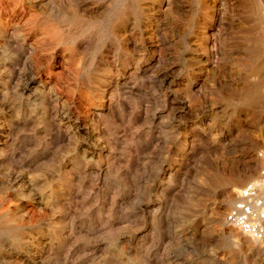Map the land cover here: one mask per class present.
<instances>
[{
  "label": "rangeland",
  "instance_id": "rangeland-1",
  "mask_svg": "<svg viewBox=\"0 0 264 264\" xmlns=\"http://www.w3.org/2000/svg\"><path fill=\"white\" fill-rule=\"evenodd\" d=\"M49 1L105 35L73 51L44 34L50 8L25 25L0 19V214L14 230L0 232V261L264 264L225 234L236 196L217 198L264 167V16L252 1L187 0L177 19L169 0L161 14L159 0H138L120 29L116 0ZM158 14L166 39L153 46ZM250 154L259 164L245 175Z\"/></svg>",
  "mask_w": 264,
  "mask_h": 264
},
{
  "label": "bare ground",
  "instance_id": "bare-ground-1",
  "mask_svg": "<svg viewBox=\"0 0 264 264\" xmlns=\"http://www.w3.org/2000/svg\"><path fill=\"white\" fill-rule=\"evenodd\" d=\"M86 1H102V0H86ZM105 1V0H104ZM118 2H120V5L114 10V13H112V22L113 23V27L115 28H119V27H124L125 25H127V23L129 22V20L132 18L133 13L132 11L134 10H138V6H137V1L138 0H116ZM159 4H158V12L161 14L160 9L162 8V1L159 0ZM252 1V8L254 10V12L256 14H262V16H264V3L261 0H250ZM56 2V1H54ZM72 2H74L76 5H74V7H76L77 9H80V0H72ZM87 2V3H88ZM117 2V3H118ZM175 2H177L178 4H176ZM86 3V4H87ZM186 3L187 0H174V2H172V0H169V5H170V9L172 11V15H174L175 18L178 19V17L180 16L181 13H185V8H186ZM116 5V4H114ZM87 6V5H86ZM50 8L49 12L47 15V18H51L50 21L49 19H47L50 23H45L46 26L44 28V34H46L49 37H53L56 40L59 41H63L72 44V48L71 50L75 51L77 50V48L81 45H85L86 44V35L91 34L94 35L96 38L100 39L103 37L104 34V27L102 25L101 22L96 21L95 24H91L89 23V21L87 20L88 18L85 19L84 15H79V14H72V13H67V14H63L58 8L57 5L55 6L54 3L52 1L47 2V0H0V19L1 21H3L5 23V26H13V25H18L19 24H24L27 23V21H32V19L35 18L36 13H39V15H43V11L45 10V8ZM112 7V6H111ZM71 9V6L69 7ZM165 11V10H164ZM157 12V13H158ZM46 13V12H45ZM91 15V14H90ZM96 15V14H95ZM93 15L92 17L94 18ZM156 15V14H155ZM171 15V14H170ZM45 16V15H44ZM43 16V17H44ZM159 16V14H158ZM161 16V15H160ZM157 18L156 21V28L158 29V31L156 30L149 38L148 41L151 42V44L154 46V44L156 43H161L163 41H165L166 39V33L164 32V29L162 30V28H166V24L164 22V19H161V17ZM91 17V16H90ZM157 17V16H156ZM155 17V18H156ZM165 17V16H164ZM168 17V16H167ZM170 17V16H169ZM181 17V16H180ZM173 18V17H172ZM182 18V17H181ZM167 19V18H166ZM185 19V18H184ZM90 20V19H89ZM97 20V19H96ZM169 20V19H168ZM167 20V21H168ZM183 21V20H182ZM2 22V23H3ZM37 23V21H35ZM170 22V21H169ZM172 22V21H171ZM185 22V21H184ZM168 23V22H167ZM173 23V22H172ZM182 23V22H181ZM38 24V23H37ZM105 24V22H104ZM109 24V22H108ZM174 24V23H173ZM25 25V24H24ZM33 25V24H32ZM180 25V24H179ZM183 25V24H182ZM21 26V25H20ZM35 26V25H34ZM63 26H67L68 28L63 30L62 27ZM172 26V25H171ZM30 27V26H29ZM36 27V26H35ZM106 27V26H105ZM169 27V26H168ZM12 28V27H11ZM14 28V27H13ZM173 28V26H172ZM19 29V28H18ZM36 29V28H35ZM120 29V28H119ZM123 29V28H122ZM167 29V28H166ZM180 29V28H179ZM6 30V27H5ZM17 30V29H16ZM15 30V31H16ZM21 30V29H20ZM114 30V29H113ZM176 30V29H175ZM25 31V30H23ZM28 31V30H27ZM179 31V30H178ZM22 32V31H21ZM180 32V31H179ZM151 33V32H150ZM25 34V33H23ZM41 35V32L39 33ZM10 35V34H9ZM13 35V34H12ZM11 35V36H12ZM110 35V34H109ZM150 35V34H149ZM20 36V35H19ZM39 36V35H38ZM42 36V35H41ZM8 37V36H7ZM105 37V36H104ZM145 37V36H144ZM259 40L264 42V34L259 36ZM21 38V37H20ZM43 38V37H42ZM48 38V37H47ZM88 38V37H87ZM13 39V38H12ZM23 39V38H22ZM27 39V38H26ZM32 39V38H31ZM39 39V38H38ZM34 40V39H33ZM36 40V39H35ZM50 40V39H48ZM4 41V40H3ZM18 41V40H17ZM40 41V40H38ZM52 41V40H51ZM145 41V40H144ZM12 42V41H11ZM24 42V41H23ZM42 42V40L40 41ZM44 42V41H43ZM49 42V41H48ZM48 42H46L48 44ZM15 43V42H14ZM35 43V42H32ZM53 43V42H51ZM148 43V42H147ZM23 44V43H22ZM21 44V45H22ZM38 44V43H37ZM65 44V43H64ZM35 45V44H34ZM42 45V44H41ZM40 45V46H41ZM158 46V45H157ZM28 47V46H27ZM47 47V46H46ZM45 47V48H46ZM68 47V46H67ZM156 47V46H155ZM33 48V47H32ZM43 48V47H42ZM63 48V47H62ZM16 49V48H15ZM61 49V48H60ZM36 50V49H35ZM39 50V49H38ZM43 50V49H42ZM57 50V49H56ZM152 50V49H151ZM155 50V49H153ZM31 51V50H30ZM34 51V49H33ZM54 51V50H53ZM68 51V50H67ZM134 51V50H133ZM41 52V51H40ZM47 52V51H45ZM50 52V51H49ZM81 52V50H80ZM15 53V52H14ZM61 53V52H60ZM64 53V52H63ZM19 54V53H18ZM17 54V55H18ZM40 55V53H38ZM50 54V53H49ZM59 54V53H58ZM74 54V53H73ZM25 55V54H24ZM28 55V53H27ZM53 55V53L51 54ZM57 55V54H55ZM60 55V54H59ZM67 55V54H66ZM70 55V53H69ZM79 55V54H78ZM76 55V56H78ZM151 55V54H150ZM30 56V55H28ZM27 56V57H28ZM33 56H35L33 54ZM30 56V57H33ZM37 56V55H36ZM61 56V55H60ZM59 56V57H60ZM71 56V55H70ZM19 57V56H18ZM26 57V58H27ZM41 57V56H39ZM38 57V58H39ZM52 57V56H51ZM68 57V56H67ZM79 57V56H78ZM77 57V59H78ZM21 58V57H20ZM37 58V57H36ZM63 58V57H62ZM66 58V57H64ZM81 58V56H80ZM24 59V58H23ZM31 59V58H30ZM33 59V58H32ZM41 59V58H40ZM72 59V58H71ZM75 59V58H73ZM21 60V59H20ZM66 60V59H65ZM76 60V59H75ZM80 60V59H79ZM151 60V59H150ZM81 61V60H80ZM34 62V60H33ZM41 63V61H39ZM63 62V61H62ZM79 61H77L78 63ZM71 63V61H70ZM39 64V63H38ZM37 64V65H38ZM62 64V63H61ZM67 64V63H66ZM76 64V63H75ZM40 66V65H39ZM20 67V66H19ZM33 67V65H32ZM37 67V66H36ZM127 69V68H126ZM117 75V73H116ZM52 76V75H51ZM53 78V77H52ZM43 80V79H42ZM193 81V80H192ZM44 82V81H43ZM58 83V81H57ZM4 85V84H3ZM49 86V85H48ZM47 86V87H48ZM44 88V87H43ZM55 88V87H54ZM52 89V88H51ZM49 90V89H48ZM55 90V89H54ZM53 91V90H51ZM2 92V91H1ZM11 94V93H10ZM53 95V94H52ZM56 97V96H55ZM1 100V99H0ZM98 102V101H97ZM103 102V101H102ZM96 103V102H95ZM244 104H249L250 101L246 100L243 102ZM3 105V104H2ZM6 105V104H5ZM97 105V104H95ZM102 105V104H101ZM4 108V107H3ZM10 109V107H9ZM2 111V110H1ZM5 111V110H4ZM90 111V110H89ZM6 112V111H5ZM10 113V112H9ZM4 114V113H3ZM5 115V114H4ZM6 116V115H5ZM10 117V115H9ZM8 117V118H9ZM6 129V128H5ZM5 131V130H4ZM4 133V132H3ZM11 135V134H10ZM6 136V135H5ZM9 137V136H8ZM9 139V138H8ZM1 141V140H0ZM3 141V140H2ZM6 145V144H5ZM1 148V147H0ZM256 148V147H254ZM2 149V148H1ZM6 149V148H5ZM4 149V150H5ZM1 152V151H0ZM6 153V152H5ZM250 159V163L244 162L243 163V172L246 175L249 172V169H251V167L249 166L251 163V165L258 166V161L257 160H253L251 154L249 156ZM251 172V171H250ZM243 175V177L245 176ZM250 175V174H249ZM252 175V174H251ZM250 177V176H248ZM242 178V176H241ZM248 179V178H247ZM240 178H237L236 180H233L231 182V188L229 190H224L223 192H220L217 195L218 199L223 200H227V198L229 199H234V197L236 196V190L239 187L240 183H241ZM8 181V180H7ZM217 183V182H216ZM220 183V182H219ZM6 184V183H5ZM9 185V184H8ZM221 185V184H220ZM230 184L228 183V186ZM227 186V187H228ZM226 203H231V201H227ZM219 211V208L215 205L213 206L212 210H211V215H213V224L216 225H220L221 220L220 217L216 214ZM9 212V211H8ZM9 214V213H8ZM7 213H1L0 214V232H8V233H13V227L10 224V219H9V215ZM11 214V213H10ZM32 221V220H31ZM35 222V221H34ZM12 223V222H11ZM22 224V223H21ZM24 224V223H23ZM223 224V223H222ZM13 225V224H12ZM26 226V225H25ZM34 226V225H33ZM20 227H23L20 226ZM36 227V226H35ZM221 227V225H220ZM231 228V227H230ZM229 229V228H228ZM21 230V229H20ZM25 230V229H24ZM19 231V230H18ZM27 231V230H26ZM24 234V233H21ZM225 234L227 235V237L233 239V241L238 244L240 247L244 246L245 248H248L249 250H253L256 251V253L262 257H264V251L262 252L261 250L263 249L261 247L260 244L252 242L251 240H248L245 238V236L243 237V235L236 229L231 228L230 230H226ZM224 234V235H225ZM17 235V233L15 234V236ZM242 235V236H241ZM19 236V235H18ZM17 236V237H18ZM22 238V237H20ZM253 244H252V243ZM39 244V243H38ZM259 246L261 248V250L257 249V246ZM264 250V249H263ZM20 254V253H19ZM4 259V258H3ZM1 262V261H0ZM1 264H7L5 262H1Z\"/></svg>",
  "mask_w": 264,
  "mask_h": 264
},
{
  "label": "built area",
  "instance_id": "built-area-1",
  "mask_svg": "<svg viewBox=\"0 0 264 264\" xmlns=\"http://www.w3.org/2000/svg\"><path fill=\"white\" fill-rule=\"evenodd\" d=\"M223 221L264 249V167L259 170L258 177L238 189Z\"/></svg>",
  "mask_w": 264,
  "mask_h": 264
}]
</instances>
